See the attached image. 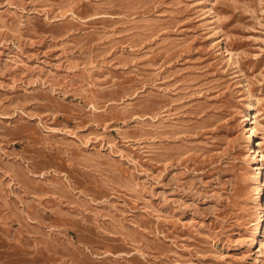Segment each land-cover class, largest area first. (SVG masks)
<instances>
[{
  "label": "rangeland",
  "instance_id": "rangeland-1",
  "mask_svg": "<svg viewBox=\"0 0 264 264\" xmlns=\"http://www.w3.org/2000/svg\"><path fill=\"white\" fill-rule=\"evenodd\" d=\"M260 171L264 0H0V264H264Z\"/></svg>",
  "mask_w": 264,
  "mask_h": 264
},
{
  "label": "bare ground",
  "instance_id": "bare-ground-1",
  "mask_svg": "<svg viewBox=\"0 0 264 264\" xmlns=\"http://www.w3.org/2000/svg\"><path fill=\"white\" fill-rule=\"evenodd\" d=\"M252 109V108H251ZM251 109H250V112L248 113V115H250L252 112H251ZM250 120V119H249ZM247 127H249V126H247ZM251 132V131H250ZM250 138L252 139V137L250 136ZM253 144V143H252ZM254 146H252V148H253ZM253 150V149H252ZM258 150V149H257ZM254 152H256V151H254ZM258 153H259V151H257ZM256 152V153H257ZM258 155H262L261 153H259ZM263 160V157H260L259 159H258V161H262ZM260 163V162H259ZM258 163V164H259ZM257 169L259 168V167H256ZM262 169V168H261ZM264 175L262 174V171H260L259 172V176H258V178L260 179L261 177H263ZM259 181V180H258ZM261 181V180H260ZM258 237V236H257Z\"/></svg>",
  "mask_w": 264,
  "mask_h": 264
}]
</instances>
